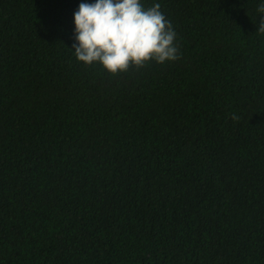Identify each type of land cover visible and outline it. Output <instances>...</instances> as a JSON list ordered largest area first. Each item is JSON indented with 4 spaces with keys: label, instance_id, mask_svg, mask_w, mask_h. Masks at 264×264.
<instances>
[{
    "label": "trees",
    "instance_id": "trees-1",
    "mask_svg": "<svg viewBox=\"0 0 264 264\" xmlns=\"http://www.w3.org/2000/svg\"><path fill=\"white\" fill-rule=\"evenodd\" d=\"M81 3L0 0V264H264V0H141L180 58L117 75Z\"/></svg>",
    "mask_w": 264,
    "mask_h": 264
},
{
    "label": "clouds",
    "instance_id": "clouds-1",
    "mask_svg": "<svg viewBox=\"0 0 264 264\" xmlns=\"http://www.w3.org/2000/svg\"><path fill=\"white\" fill-rule=\"evenodd\" d=\"M257 11L264 14V3ZM75 57L88 66L100 64L117 75L151 61L164 64L180 58L177 33L156 3L145 8L141 0H95L81 3L74 13ZM264 34V16L258 24ZM234 121L240 117L232 115Z\"/></svg>",
    "mask_w": 264,
    "mask_h": 264
}]
</instances>
